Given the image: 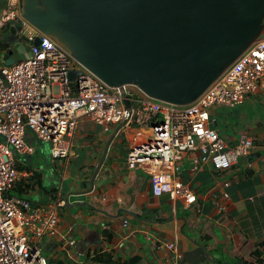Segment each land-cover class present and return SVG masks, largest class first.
<instances>
[{
    "label": "built area",
    "instance_id": "built-area-1",
    "mask_svg": "<svg viewBox=\"0 0 264 264\" xmlns=\"http://www.w3.org/2000/svg\"><path fill=\"white\" fill-rule=\"evenodd\" d=\"M8 22L17 24L20 34L33 43L39 37L40 43L32 44L30 58L0 68V264H49L40 243L45 235L56 236L62 222L59 208L67 203L63 198L36 206L27 198L9 195L21 179L18 163L36 152L35 139L47 143L56 160L68 157L85 116L103 125L106 132L135 125L141 136V128L148 127L150 138L135 142L128 152L129 168L148 173L155 196L168 194L189 204L197 196L176 177L178 160L188 152L197 153L192 170L210 164L225 190L231 182L228 170L254 146V137L248 133L227 142L212 126L217 120L211 108L242 105L249 94L264 86V36L195 101L177 105L150 97L136 85H108L30 23L23 16L22 0H5L0 26ZM71 70L83 73L70 79ZM223 196L226 199L229 194L224 191ZM128 223L123 221L124 226ZM166 246L174 253L171 264H179L182 254L176 244Z\"/></svg>",
    "mask_w": 264,
    "mask_h": 264
},
{
    "label": "crops",
    "instance_id": "crops-1",
    "mask_svg": "<svg viewBox=\"0 0 264 264\" xmlns=\"http://www.w3.org/2000/svg\"><path fill=\"white\" fill-rule=\"evenodd\" d=\"M4 6L5 0H0V14ZM18 27L14 22L0 26V68L22 41ZM211 115L217 120L213 128L227 142L248 133L254 146L228 170L231 182L225 190L210 164L192 170L197 153L188 152L178 160L175 175L196 193L193 204L172 200L168 194L155 196L148 173L129 168L128 152L135 142L150 138L148 127L141 128V136L135 125L118 131L88 194L76 192L91 187L115 129L106 132L103 125L83 117L68 157L56 159L50 178L29 159L23 161L21 196L36 206L68 198L59 208L62 222L57 235H45L40 243L49 264H171L174 253L168 242L181 252L179 264H264V86L242 105L212 107ZM45 152L50 156L49 147ZM224 191L229 194L226 199ZM81 201L86 206H80Z\"/></svg>",
    "mask_w": 264,
    "mask_h": 264
},
{
    "label": "water",
    "instance_id": "water-1",
    "mask_svg": "<svg viewBox=\"0 0 264 264\" xmlns=\"http://www.w3.org/2000/svg\"><path fill=\"white\" fill-rule=\"evenodd\" d=\"M22 13L108 85H136L177 105L195 101L264 30V0H22ZM21 40L6 65L30 58L32 44L40 43ZM82 73L71 70L69 77ZM120 128L106 143L91 187L76 194L94 190Z\"/></svg>",
    "mask_w": 264,
    "mask_h": 264
},
{
    "label": "rangeland",
    "instance_id": "rangeland-1",
    "mask_svg": "<svg viewBox=\"0 0 264 264\" xmlns=\"http://www.w3.org/2000/svg\"><path fill=\"white\" fill-rule=\"evenodd\" d=\"M262 36H264V30L260 34L259 37H262ZM31 134L35 139L34 133H31ZM33 144L36 147V150H39V151L37 153L35 152L31 156L22 157L23 161L25 162L29 159L30 162L32 163V166H34L38 171H41L42 173H44V175L46 177L50 178L51 169H52V166L56 163V160L52 159L51 156H49L45 152V149L48 147L47 143L41 142L38 139H35ZM16 158L18 159V156H16ZM27 165H29V164H27ZM47 187H48V189H50L51 185L49 183H47Z\"/></svg>",
    "mask_w": 264,
    "mask_h": 264
},
{
    "label": "trees",
    "instance_id": "trees-1",
    "mask_svg": "<svg viewBox=\"0 0 264 264\" xmlns=\"http://www.w3.org/2000/svg\"><path fill=\"white\" fill-rule=\"evenodd\" d=\"M23 163V162H22ZM22 165L21 163H18V169H21ZM40 175V174H39ZM29 185V184H28ZM27 185V186H28ZM40 186H43V184H41V182L39 183ZM26 186V187H27ZM51 192V191H50ZM24 193V187L23 184L20 183L19 181L16 183L15 187L12 189V191L9 192V195H13V196H21V194Z\"/></svg>",
    "mask_w": 264,
    "mask_h": 264
}]
</instances>
